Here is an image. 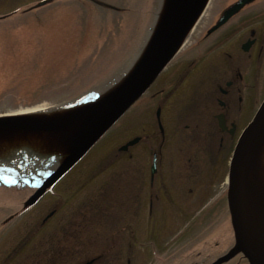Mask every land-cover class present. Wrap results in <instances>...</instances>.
<instances>
[{
    "label": "rangeland",
    "instance_id": "1",
    "mask_svg": "<svg viewBox=\"0 0 264 264\" xmlns=\"http://www.w3.org/2000/svg\"><path fill=\"white\" fill-rule=\"evenodd\" d=\"M37 1L39 0H0V16L15 11L0 19V114L35 107H56L89 90H105L112 84L111 80L121 76L131 65L150 31L160 2L100 0L116 6L119 9L116 11L110 9L108 4L107 7H102L90 0H53L41 7L25 11L27 6ZM232 1L211 0V7L208 6L202 18L206 15V19L216 16L218 11ZM246 10L247 7L236 18ZM247 17L248 15L243 14L239 19L244 20ZM193 35L194 33L183 48L189 45ZM242 35L243 32L238 37ZM224 47L219 51L224 50ZM214 54L216 53H210L208 58ZM233 54L240 56L237 50ZM176 61L178 58L173 63ZM206 61H201L197 71L191 75L198 77ZM261 74L254 93L255 108L264 98V61ZM166 77L167 75H163L159 81L164 82ZM109 82L111 83L108 85ZM196 84H199V80ZM154 88L157 90L159 84H154L140 101L128 109L115 124L112 133L105 135L66 174L61 184L53 189V194H46L31 209L1 230L0 262L6 252L18 250L19 253L8 264H31L27 259L29 252L40 254V250H44L33 259L35 264H41L42 261L45 264H80L98 255L107 245L113 249L111 256L105 258L102 254L94 264H128V259L131 260L130 264H164L159 259L164 253L168 255L166 264H181L180 260L185 261L195 254L191 251V248L196 249L192 233L199 230L200 224L197 222L201 219L193 222L190 218L196 212H191V215L173 208H155L154 218L148 219V206L145 204L140 215L134 209H117L107 221L115 223V230L125 225L121 233L123 240L114 243L113 247V241L108 240L105 244L94 240L92 235L98 228L102 235L104 225H110L104 223V213H96V209L109 207L110 199L117 196H127L129 202L135 203V199L132 201L130 196L139 191V142L131 147L130 153L138 165L133 168V172L137 170V174L129 177V183L124 180L123 184V178L128 177L132 170L121 167L128 160L123 157L115 158L116 153L110 157L107 154L126 139L139 134V124L142 122H145L149 132L152 131L153 124L148 118L153 116L155 103L147 100ZM250 100L249 96L246 106L250 104ZM166 122L169 123L168 120ZM35 149L44 151L41 153H45L46 157L42 158H45L46 163L31 172L46 174L55 166V160L44 146ZM111 157L114 158L113 161ZM118 171L117 179H114ZM112 172L110 178L109 174ZM132 177L138 181L137 186L130 179ZM61 188L64 192L76 188L75 195L73 193L70 200L66 199L62 206L63 211L60 210L54 215L51 223L20 250L19 243L30 229L29 220L34 215L47 213L52 204L57 202ZM211 188L212 194L209 191L204 200L209 199L208 203L217 194V190L218 194L221 192L218 185L212 184ZM132 191L134 192L131 193ZM22 193L0 192V204L7 206L4 207L7 210L0 209V218L11 212L8 207L13 208L19 201L24 200L25 194ZM189 201L190 199L187 204ZM116 202L113 200V203ZM121 218L125 221L120 222ZM91 222L96 223L91 226ZM228 227L229 224L224 230L223 227L219 229L220 234L224 232L221 237L217 231L214 232V238L218 239L215 243L200 245V249L205 247L206 256L200 255L203 263L225 253L231 238ZM39 239L46 241L36 242ZM170 254L172 255L169 256ZM39 258L41 259L36 261ZM199 260L191 259L189 262L197 263ZM223 264L243 262L237 256Z\"/></svg>",
    "mask_w": 264,
    "mask_h": 264
},
{
    "label": "flooded vegetation",
    "instance_id": "2",
    "mask_svg": "<svg viewBox=\"0 0 264 264\" xmlns=\"http://www.w3.org/2000/svg\"><path fill=\"white\" fill-rule=\"evenodd\" d=\"M249 6L247 19H231L213 31L209 30L215 21L201 24L184 57L170 66L167 82L158 81L159 88L155 87L149 95V102L155 103L153 116L149 118L152 131L147 130L145 122L139 124V214L144 204L149 214L156 207L169 206L201 211L208 205L204 200L212 184L219 186L220 197L223 194L224 166L226 168L241 129L254 112V93L264 58V2L254 0ZM250 24L259 25L247 29ZM251 39L252 43L245 46ZM226 43L231 49L219 51ZM236 50L239 57L233 54ZM210 53L216 54L207 59ZM205 60L207 63L198 77L191 75ZM249 96L250 104L246 106ZM216 193L211 208L218 204L215 202L219 198L218 190ZM59 201L62 203V197ZM110 203L109 207L101 209L104 217L108 210L109 218L117 209L126 210V203L111 200ZM46 216L47 213L34 215L28 225L30 228L45 226L49 220ZM107 220L104 223L110 225H104L105 234L99 236L120 241L124 229L115 230V223ZM97 232L100 233L99 229ZM36 236L31 234L23 241ZM97 259L93 258L92 264Z\"/></svg>",
    "mask_w": 264,
    "mask_h": 264
},
{
    "label": "water",
    "instance_id": "3",
    "mask_svg": "<svg viewBox=\"0 0 264 264\" xmlns=\"http://www.w3.org/2000/svg\"><path fill=\"white\" fill-rule=\"evenodd\" d=\"M46 1L48 0H42L37 5ZM250 1L252 0H237L232 3L223 10L215 27ZM208 2L209 0H162L154 26L140 54L125 75L97 100L80 108L45 116H0L1 142L12 141L10 138L15 133H43L50 139L48 142H41V145L51 154H62L58 166L42 181L26 203L34 202L46 188L69 170L139 98L180 49ZM249 44L248 42L246 46ZM51 137L55 140H51ZM135 141L136 139L129 144ZM262 143L264 99L240 135L230 161L227 204L234 245L228 253L211 264H220L239 252L249 264H264V174L256 178L252 171L254 164L251 163L260 153ZM252 174L254 177L251 179Z\"/></svg>",
    "mask_w": 264,
    "mask_h": 264
},
{
    "label": "bare ground",
    "instance_id": "4",
    "mask_svg": "<svg viewBox=\"0 0 264 264\" xmlns=\"http://www.w3.org/2000/svg\"><path fill=\"white\" fill-rule=\"evenodd\" d=\"M85 105H75V104H69L64 107H59V108H44V107H35L31 109H27L24 111H19L18 113L22 114H31V115H43L45 116L46 114H51V113H61L62 111H66L68 109H75V108H80ZM54 110V111H53ZM51 140H55V138L51 137ZM12 141L9 142H1L0 141V158L5 157L9 152L12 153V157H17L18 153L24 150L25 147L35 149L37 147H42L41 142H48L50 137L44 135L43 133L35 134V133H15L12 135L10 138ZM260 153L258 156L252 160L251 163L254 164L252 167V171L255 173V177H260L261 175L264 174V143L259 147ZM29 150V149H28ZM17 153V154H16ZM59 158H62V154L59 156ZM52 159H55L52 157ZM51 159V161H52ZM49 161V160H48ZM44 164L46 162H43ZM251 164V165H253ZM0 165L4 166L7 165V161H0ZM43 165V164H41ZM38 165H34V168ZM26 167L23 168V166H20V170L25 169ZM33 168V169H34ZM254 176L253 174L250 176L252 179ZM253 181V180H252Z\"/></svg>",
    "mask_w": 264,
    "mask_h": 264
},
{
    "label": "trees",
    "instance_id": "5",
    "mask_svg": "<svg viewBox=\"0 0 264 264\" xmlns=\"http://www.w3.org/2000/svg\"><path fill=\"white\" fill-rule=\"evenodd\" d=\"M89 91H93V90H89ZM88 92V91H87Z\"/></svg>",
    "mask_w": 264,
    "mask_h": 264
}]
</instances>
